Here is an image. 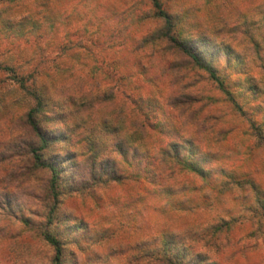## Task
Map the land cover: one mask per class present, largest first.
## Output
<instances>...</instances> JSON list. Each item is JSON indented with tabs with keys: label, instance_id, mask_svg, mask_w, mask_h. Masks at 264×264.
Here are the masks:
<instances>
[{
	"label": "clouds",
	"instance_id": "clouds-1",
	"mask_svg": "<svg viewBox=\"0 0 264 264\" xmlns=\"http://www.w3.org/2000/svg\"><path fill=\"white\" fill-rule=\"evenodd\" d=\"M0 264H264V0H0Z\"/></svg>",
	"mask_w": 264,
	"mask_h": 264
}]
</instances>
